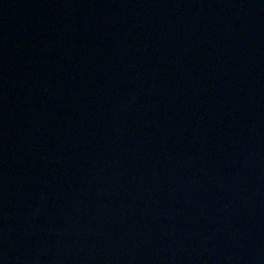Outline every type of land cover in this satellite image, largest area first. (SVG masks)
<instances>
[{"label":"water","instance_id":"95a60500","mask_svg":"<svg viewBox=\"0 0 264 264\" xmlns=\"http://www.w3.org/2000/svg\"><path fill=\"white\" fill-rule=\"evenodd\" d=\"M0 264H264V0H0Z\"/></svg>","mask_w":264,"mask_h":264}]
</instances>
